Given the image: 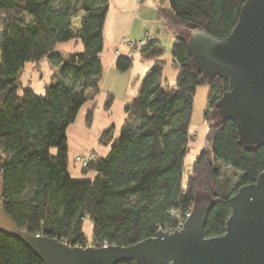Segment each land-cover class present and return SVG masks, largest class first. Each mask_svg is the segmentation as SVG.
Returning a JSON list of instances; mask_svg holds the SVG:
<instances>
[{
  "label": "trees",
  "instance_id": "16d2710c",
  "mask_svg": "<svg viewBox=\"0 0 264 264\" xmlns=\"http://www.w3.org/2000/svg\"><path fill=\"white\" fill-rule=\"evenodd\" d=\"M246 1L157 0L156 19L170 28L195 27L225 38ZM107 10V0H0V207L19 229L34 236L85 247L83 222L89 220L93 243L129 247L173 229L201 191L211 201L203 235H223L230 198L264 172V146L241 143L231 120L211 122L210 110L229 91V82L219 77L207 80L194 71L185 38H176L170 53L178 72L173 87L161 84L160 43L150 40L133 47L154 65L124 110L120 136L105 157L94 154L81 169L94 172L92 180L69 176L66 130L87 99L100 92L99 55ZM70 41L80 42L83 51H56ZM45 59L59 70L56 82L40 97L21 85L19 75L25 64ZM132 64V57H119L115 68L123 73ZM199 86L208 88V135L183 186ZM110 105L111 98L106 110ZM94 108L87 113L88 123ZM109 134L110 130L104 132L100 143ZM0 264L43 263L18 239L0 233Z\"/></svg>",
  "mask_w": 264,
  "mask_h": 264
},
{
  "label": "water",
  "instance_id": "95a60500",
  "mask_svg": "<svg viewBox=\"0 0 264 264\" xmlns=\"http://www.w3.org/2000/svg\"><path fill=\"white\" fill-rule=\"evenodd\" d=\"M188 31L192 69L207 80L229 82V91L215 105L219 121L231 120L245 146H264V0H247L225 38L195 27ZM229 202L225 233L212 238L203 235L211 201L203 206L196 200L180 232L158 231L129 247H70L34 236L19 229L1 207L0 233L18 239L43 264H264V172Z\"/></svg>",
  "mask_w": 264,
  "mask_h": 264
},
{
  "label": "rangeland",
  "instance_id": "374dc122",
  "mask_svg": "<svg viewBox=\"0 0 264 264\" xmlns=\"http://www.w3.org/2000/svg\"><path fill=\"white\" fill-rule=\"evenodd\" d=\"M145 5L150 15L155 12V0H146ZM167 28V27H165ZM167 33L163 37L162 47L164 54L162 56V78L161 84L168 87L175 85L177 77V69L172 64L171 49L177 37L187 39L189 37L188 28H167ZM124 42L133 44L129 40ZM137 43V42H136ZM138 44V43H137ZM134 46V44H133ZM109 49V48H108ZM56 51L63 54H78L83 51L80 42H66L59 44ZM133 66L126 72H118L114 69V75L105 77L102 70L101 81L99 85V94L87 99L85 104L79 109L75 120L67 127V148H68V164L67 172L75 181H90L94 177V172H82L80 164L75 163L76 157H85L87 154H96L105 157L110 149L111 144L120 136L121 129L125 120L124 110L128 104L136 97L143 79L149 73V65L154 62L152 60H142L138 52H133ZM105 61V60H104ZM58 68L52 67L49 62L41 60L38 63H27L19 75V81L23 87L30 88L35 95L45 96V87L56 82ZM208 88L199 86L196 89L191 113V121L189 132L192 135V142L189 143V149L183 161L182 167V185H185L187 177L190 175L191 168L198 154L204 148L206 137L208 135V126L204 119V112L207 109ZM111 98L109 110H106V101ZM95 106L92 113L91 122H87V113ZM211 122H218L219 115L215 110H210ZM110 130L108 137L104 139V143H100L101 136L104 132ZM52 154L56 153L53 149ZM222 172L231 175L230 171L221 168ZM196 202L200 205H208L209 197L201 191L196 193ZM83 233L90 244L92 241V226L89 220L83 222Z\"/></svg>",
  "mask_w": 264,
  "mask_h": 264
},
{
  "label": "crops",
  "instance_id": "0c3cea01",
  "mask_svg": "<svg viewBox=\"0 0 264 264\" xmlns=\"http://www.w3.org/2000/svg\"><path fill=\"white\" fill-rule=\"evenodd\" d=\"M145 1L138 3L137 0H107L108 10L103 25V50L99 55L106 79L109 74L114 75L115 63L119 57H132L133 52H136L123 43L125 37L126 41L128 38L134 42L133 44L150 38L162 46L166 29L170 27L156 19L157 0L153 15L148 12ZM151 65L148 70L153 67L154 62Z\"/></svg>",
  "mask_w": 264,
  "mask_h": 264
},
{
  "label": "built area",
  "instance_id": "2783aa9c",
  "mask_svg": "<svg viewBox=\"0 0 264 264\" xmlns=\"http://www.w3.org/2000/svg\"><path fill=\"white\" fill-rule=\"evenodd\" d=\"M143 0H137L138 3H141ZM152 39L150 38H146L144 41L138 43V44H131V43H127L126 41L123 42L125 45L129 46L131 49H133V47H140L142 45H145L148 41H150ZM94 159L93 154H87L85 157H76L75 158V163L80 164L81 168H85L87 167ZM191 214V210L189 212H187L184 217H178L177 219V223L174 226L173 229H170L169 231H162V232H167V233H173V232H180L183 229V225L185 223V221L187 220V218L190 216ZM109 245L106 242H102L100 244H95L93 242H91L90 244H87L85 247H80V248H87V247H92V248H105L108 247Z\"/></svg>",
  "mask_w": 264,
  "mask_h": 264
}]
</instances>
